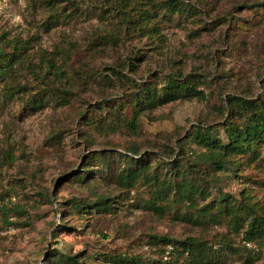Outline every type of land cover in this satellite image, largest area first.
Instances as JSON below:
<instances>
[{"label":"rangeland","instance_id":"rangeland-1","mask_svg":"<svg viewBox=\"0 0 264 264\" xmlns=\"http://www.w3.org/2000/svg\"><path fill=\"white\" fill-rule=\"evenodd\" d=\"M56 1L0 0V46L5 53L16 42L26 47L15 75L0 85V264H46L52 252L82 264H162L171 249L155 239L161 236L204 241L225 256L215 264H264V236L246 243L250 216L239 207L252 204L264 217V141L224 159L187 137L200 124L226 145L222 100L264 102V8L247 7L261 0H183L184 11L154 13L152 36L124 35L102 0H80L77 8ZM117 30L121 38L110 41ZM46 58L64 65L60 80L46 74ZM169 76L206 82L198 90L207 99L145 111L136 134L104 136L87 126L119 104L130 116L131 84L160 90ZM154 175L184 178L205 194L191 202L169 195L158 202L163 212H154L146 209L156 202ZM94 195L112 200L108 213L73 209V199ZM186 213L200 224L178 219Z\"/></svg>","mask_w":264,"mask_h":264},{"label":"trees","instance_id":"trees-1","mask_svg":"<svg viewBox=\"0 0 264 264\" xmlns=\"http://www.w3.org/2000/svg\"><path fill=\"white\" fill-rule=\"evenodd\" d=\"M51 1L52 0H49V3ZM61 1H65L68 5H71L72 8H77L76 6H78V1L80 0H57L56 2L59 3ZM102 1L108 6L110 5L109 7L115 16L120 17L119 25L124 28V35L126 33H128V35L139 34L140 36L156 35L159 31L158 25L152 23V18L153 15H155V12L160 11L162 13L171 14L185 10L183 8V0ZM247 7L264 8V0ZM108 36L109 38H112L110 41L119 40L121 38V32L120 30H117L113 36ZM9 47H12L13 52L5 53L3 49L4 46H0V85L3 84L6 79L15 75L17 66L23 60L21 56L26 49L25 44L19 42H16ZM21 49H23V52ZM75 49H77V46L75 44H70L68 50L73 51ZM42 63L45 72H47L46 74H52L55 78L60 80L59 78L60 76L62 77L61 73H63L62 69L64 65L57 68L55 63L49 58H46ZM129 67L134 68L131 64ZM118 73L117 70H111V74L116 77L118 82H120V75ZM199 85L207 87L206 82L195 80L192 76H184L182 78H178V76H169L166 85L160 90L155 88L151 90V88L144 83L139 84L133 82L131 87H129V90H131L129 94V104L131 105L132 111L130 116L122 113V109L120 108H123V104H119L118 108H112L111 111L103 118H100V120L86 124L87 126L90 125L93 132L98 135L105 136L108 133H116L120 131V129H125L132 134H136L139 128L138 120L145 111L154 110L155 108L173 102L178 98L182 100L207 99L203 90H198ZM60 90L57 88L52 89L53 92L58 91L59 94H67L65 90ZM46 92L47 91H42V94ZM49 92H51V90H48V93ZM42 94L40 92L33 98L35 105L41 102L42 98L40 96ZM63 99L64 100H62L60 105H68V100L66 98ZM260 100H250L233 95H229L222 100L224 102L223 107L225 110L223 116L224 118L226 117V119H224L225 122L222 124L224 131L227 133L228 143L226 145L220 144L218 141L211 139V128L206 129L205 127H202L203 129H199L201 128L200 124L197 125L196 132L188 134L187 137L193 138L196 144L210 147L211 149L216 148V153H220L224 159H230L232 154L245 153L247 148H243L244 145H252L264 141V102H260ZM235 120H238L237 124H235ZM129 152L132 154L133 158L130 161L134 163L138 162L139 160L136 158V148L130 149ZM214 155H211L210 159L216 170L220 171L223 169V166L218 162H214ZM201 156L203 155H198V157ZM239 166L240 163L236 164V167ZM81 179H83V177L78 175L74 177L75 182H80ZM153 183L152 187L157 188L154 197V202H156L149 203L146 206V209H151L157 213L163 212V208L158 205V202L164 201L163 198H168L169 195H178L191 202L193 201L195 194H199L202 198L205 194V190H199L197 186L191 184L184 178H181L178 183L175 180L168 178L160 180L158 175H154ZM93 197L94 200L87 203H80L73 199V209L79 214H86L91 212V210H95L98 213H108V211H110L113 202L109 197L102 195H94ZM239 207L244 209V211L250 216L248 228L244 234L246 243L254 242L255 238L264 236V217L258 215L257 209L252 204H241ZM202 212L206 214L205 210ZM178 219L194 225L198 223L200 224L198 218H194V216L188 213L184 214L183 218ZM238 220V215H235L233 221L236 223ZM201 224L203 223L201 222ZM155 239L170 246L171 249L168 256H165L167 260L162 262V264H215L221 262L225 257L224 254L218 252L219 250H214L211 246H207L204 241L198 239L186 238L183 240H177L166 236L155 237ZM225 247L229 248L228 245H225ZM162 253L163 255L165 254L164 250ZM179 259H183V261L180 263ZM120 260L121 257L116 261ZM49 261L54 264H82L78 262L74 256L58 252H52L49 260L46 261V264H49ZM125 261L129 262L128 259ZM253 261L254 260L249 259V264H253Z\"/></svg>","mask_w":264,"mask_h":264}]
</instances>
